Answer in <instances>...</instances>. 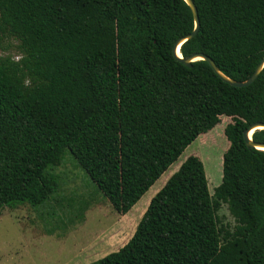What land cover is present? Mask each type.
Here are the masks:
<instances>
[{"label": "trees", "instance_id": "1", "mask_svg": "<svg viewBox=\"0 0 264 264\" xmlns=\"http://www.w3.org/2000/svg\"><path fill=\"white\" fill-rule=\"evenodd\" d=\"M192 1L199 28L180 45L182 57L206 54L226 77L246 80L264 57V0ZM73 2L80 16L87 0H0V40L8 41L0 47V211L48 199L57 181L47 168L71 148L126 213L225 115L228 145L213 192L202 161L189 155L128 241L89 264H264V150L243 139L249 124L264 122V67L238 87L206 60H178L174 43L194 28L184 0H90L115 27L116 53L75 56ZM251 137L264 143V128ZM222 203L232 227L218 217Z\"/></svg>", "mask_w": 264, "mask_h": 264}, {"label": "rangeland", "instance_id": "2", "mask_svg": "<svg viewBox=\"0 0 264 264\" xmlns=\"http://www.w3.org/2000/svg\"><path fill=\"white\" fill-rule=\"evenodd\" d=\"M72 11L79 16L76 2ZM84 11L69 32L72 54L101 50L115 55L114 25L102 21L90 0ZM7 45V40H0L1 48ZM230 121L229 116L222 115L211 131L192 141L126 213L113 205L78 164L77 151L65 149L60 164L47 168L57 181V189L48 199L38 205L23 203L0 211V264H89L117 250L132 236L150 198L189 155L202 161L212 193L221 182L222 155L228 145L223 129ZM95 149L96 143L87 147L86 156ZM218 217L230 227L235 223L224 203Z\"/></svg>", "mask_w": 264, "mask_h": 264}, {"label": "water", "instance_id": "3", "mask_svg": "<svg viewBox=\"0 0 264 264\" xmlns=\"http://www.w3.org/2000/svg\"><path fill=\"white\" fill-rule=\"evenodd\" d=\"M189 7L191 8L192 14H193V18H194V28L191 32H189L188 34H186L185 36L179 38L175 43L174 46L172 48V52L175 55V57L180 60L182 63H184L187 66L191 65V62L197 59H203L206 60L209 64V66L220 76L222 77V79H224L225 81H227L228 83H230L233 86H247L249 84H251L256 77L258 76L260 70L264 67V57L260 60V62L257 64V66L255 67L254 71L252 72V74L243 81H236V80H232L228 77H226L224 74H222L216 67L215 63L213 62V60L206 54L203 53H192L191 55L187 56V57H182L181 53H180V45L186 40L189 39L193 36H195V34L198 31L199 28V19H198V14H197V9L195 4L193 3L192 0H184ZM178 51V53H177ZM264 128V122H253L251 124L248 125V127L243 131V139L244 142L246 144L247 147L249 148H257V149H262L264 150V143H259L256 142L252 139L251 135L253 133V131L255 129H261Z\"/></svg>", "mask_w": 264, "mask_h": 264}, {"label": "crops", "instance_id": "4", "mask_svg": "<svg viewBox=\"0 0 264 264\" xmlns=\"http://www.w3.org/2000/svg\"><path fill=\"white\" fill-rule=\"evenodd\" d=\"M213 128H214V127H213ZM211 130H212V129H211ZM211 130H210V131H211ZM202 134H203V133H202ZM149 201H150V200H149ZM141 211H142V210H141Z\"/></svg>", "mask_w": 264, "mask_h": 264}, {"label": "bare ground", "instance_id": "5", "mask_svg": "<svg viewBox=\"0 0 264 264\" xmlns=\"http://www.w3.org/2000/svg\"><path fill=\"white\" fill-rule=\"evenodd\" d=\"M177 53H178V51H177Z\"/></svg>", "mask_w": 264, "mask_h": 264}]
</instances>
